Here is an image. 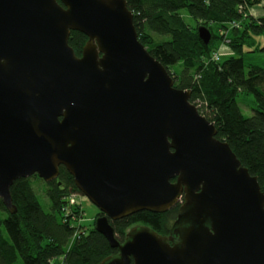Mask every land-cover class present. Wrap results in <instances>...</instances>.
I'll return each mask as SVG.
<instances>
[{
  "label": "water",
  "instance_id": "water-1",
  "mask_svg": "<svg viewBox=\"0 0 264 264\" xmlns=\"http://www.w3.org/2000/svg\"><path fill=\"white\" fill-rule=\"evenodd\" d=\"M87 37L81 56L68 39ZM208 44L211 32L198 28ZM138 40L126 0H0V199L63 166L117 254L99 264H264V192ZM119 242L109 220L163 213ZM187 221L189 223L187 224Z\"/></svg>",
  "mask_w": 264,
  "mask_h": 264
},
{
  "label": "trees",
  "instance_id": "trees-1",
  "mask_svg": "<svg viewBox=\"0 0 264 264\" xmlns=\"http://www.w3.org/2000/svg\"><path fill=\"white\" fill-rule=\"evenodd\" d=\"M126 4L138 40L167 69L174 87L190 92V102L213 123L216 137L229 145L264 192V65L245 64L246 55L264 54L257 39L264 36V14L251 11L260 4L264 10V0H126ZM200 26L211 32L208 44L199 38ZM86 38L71 31L68 43L76 54ZM219 44L231 54L221 59ZM215 52L218 61L212 58ZM176 65L178 69L173 68ZM240 94L254 98L250 116L239 106ZM34 176L42 181L34 174L10 187L16 213L0 199V264H99L117 254V248L95 230L96 218L85 225L80 202L70 203V195L80 192L63 166L56 179L43 181L49 211L33 188ZM177 207L163 213L139 211L109 223L119 242L137 224L165 235Z\"/></svg>",
  "mask_w": 264,
  "mask_h": 264
},
{
  "label": "rangeland",
  "instance_id": "rangeland-1",
  "mask_svg": "<svg viewBox=\"0 0 264 264\" xmlns=\"http://www.w3.org/2000/svg\"><path fill=\"white\" fill-rule=\"evenodd\" d=\"M263 4V3H262ZM262 4L259 5V7H254L253 9H251L253 15L257 16V8L258 9H263L262 8ZM256 11V12H254ZM258 41L264 45V36L263 35H260L257 37ZM221 55V59L222 58H225L227 55L231 54V52L229 51V49H227L225 46L219 44L217 49ZM249 63H254L256 65H259V66H263L264 65V54L262 51L260 52H255V53H250L248 55H246L245 57V64L248 65ZM174 69H178L179 66L176 65L173 67ZM245 70H247V67H245ZM253 96L251 95H243V94H240L238 96V102H239V106L243 112V114L245 116H250L252 114V107H253ZM31 181H32V185H33V188L38 196V199L43 207V209L45 211H49V202L47 200V198L45 197V185L43 183V180H39L37 179L35 176L31 178ZM77 200L80 202L81 204V207L82 209L84 210V215H85V219H84V224L85 225H89L91 224L92 222H94L93 220L95 218L98 217L99 215V211L98 209L93 205L91 204L88 199H86V197H84L82 194H77ZM71 203V202H70ZM73 204V203H71ZM136 226H144V225H141V224H137V225H134L132 226L131 228L133 227H136ZM129 228L127 230V232L131 229Z\"/></svg>",
  "mask_w": 264,
  "mask_h": 264
},
{
  "label": "flooded vegetation",
  "instance_id": "flooded-vegetation-1",
  "mask_svg": "<svg viewBox=\"0 0 264 264\" xmlns=\"http://www.w3.org/2000/svg\"><path fill=\"white\" fill-rule=\"evenodd\" d=\"M86 41H87V38H86L85 42H86ZM85 42L83 43L82 47L84 46ZM82 47H81V51H80V53H77V54L75 53L76 56H78V57L81 56ZM182 202H183V197L181 198L180 202H178V203L176 204V205L178 206V207H177V211H176V214H175V218L173 219L172 224H171V226H170V228H169V230H168V233L165 234V235H163V236L171 237L174 241H177L178 236H177V235L174 233V231L172 230L173 225H174L175 221L177 220L178 215H179V214H184V213L186 212L185 210H183V208H181V207H182ZM176 205H175V206H176ZM173 207H174V206H173ZM170 209H171V208H170ZM188 223H189V221H187V224H188Z\"/></svg>",
  "mask_w": 264,
  "mask_h": 264
},
{
  "label": "built area",
  "instance_id": "built-area-1",
  "mask_svg": "<svg viewBox=\"0 0 264 264\" xmlns=\"http://www.w3.org/2000/svg\"><path fill=\"white\" fill-rule=\"evenodd\" d=\"M230 26H235V24H234V23H231ZM212 58H213L215 61H218V60L220 59V55H219V53L215 52V53L213 54ZM69 201H70L71 203H76V202H78V200H77V194H71L70 197H69Z\"/></svg>",
  "mask_w": 264,
  "mask_h": 264
},
{
  "label": "crops",
  "instance_id": "crops-1",
  "mask_svg": "<svg viewBox=\"0 0 264 264\" xmlns=\"http://www.w3.org/2000/svg\"><path fill=\"white\" fill-rule=\"evenodd\" d=\"M255 7H259V5L255 6ZM254 12H256V11H254ZM256 13H257V16L263 15L264 14V10L263 9L260 10V9L257 8V12Z\"/></svg>",
  "mask_w": 264,
  "mask_h": 264
}]
</instances>
